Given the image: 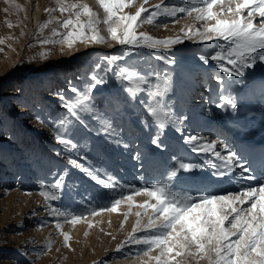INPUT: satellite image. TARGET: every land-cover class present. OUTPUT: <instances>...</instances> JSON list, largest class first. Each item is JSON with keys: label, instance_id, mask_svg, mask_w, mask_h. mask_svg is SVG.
I'll return each instance as SVG.
<instances>
[{"label": "rangeland", "instance_id": "374dc122", "mask_svg": "<svg viewBox=\"0 0 264 264\" xmlns=\"http://www.w3.org/2000/svg\"><path fill=\"white\" fill-rule=\"evenodd\" d=\"M65 2L86 3L97 13L98 18L103 20L104 13L97 0ZM161 2L162 0H149L146 6L151 9ZM181 2L182 0H163L166 5ZM133 3L135 6L125 8L124 13L134 14L144 0H133ZM56 8V0H0V39L4 41L0 44V264H154V261H148L142 252L139 256L135 255L141 246L124 244L136 224V213L143 211L137 205L143 203L147 199L146 196L133 195L131 207L125 201L118 206L116 212H98L75 224L61 219L60 231L70 235L68 247L63 246V236L52 222L54 218L48 216L44 210L43 197L38 194L40 185L54 179L50 175L51 172H60L65 168L70 170L67 176L68 186L62 189L63 199L52 204L82 212L85 209L91 211L98 205L102 207L109 202V196L112 195L109 189L96 183L85 171L72 168L68 165L66 157L56 155L57 151L63 152L64 146L55 140L53 126L63 132L57 118L65 111L60 107L61 102L56 93L61 89L67 90L69 81L83 87V82L96 63L104 64L102 58L107 55H124V49L127 47L110 39H106L102 44L77 42L72 48L58 42L40 43L44 40H59L67 33L61 24L70 14H62L58 10L45 11ZM178 15L180 18L175 22H172L173 18L162 16L157 25L143 23L137 32L147 33L155 39H164L182 36V28L187 30L202 24L192 16ZM81 19L86 20V17ZM46 21L51 22L41 29L40 26ZM97 29L101 35L108 37L107 26L102 22L97 25ZM54 30L61 35L53 36ZM216 47L215 42L195 43L193 40H185L172 46L170 53L145 47L135 48L129 50L125 60L118 62V65L127 64L142 71L154 69L163 76L169 68L175 66L166 65L157 57L174 56L183 69L182 79L187 76L194 78L193 88L196 92L190 89L188 97L183 101L176 99L178 91L175 96L170 93L165 99L177 106L173 111L178 112V109L184 107L190 115L195 116L201 112L196 106L208 105L207 97H213L212 113L204 109L203 113L208 116L198 118L202 119L200 124L210 127L215 123V118L221 117L222 111L226 113V117H231V108L216 107L221 92L234 96V87H240V84L244 83H248L250 89L253 88V83L248 80L240 83L242 78L228 77L220 73L213 63L204 66L202 62L197 61L196 54L209 52ZM42 52L48 55L42 57ZM81 61H86L87 66L84 67ZM247 71L253 80L264 75L263 65ZM217 75L227 81V84L222 87L217 83L214 78ZM116 88L115 81H111L99 85L97 90L107 93ZM67 94L73 95L70 92ZM236 98L237 101L240 100L239 94ZM258 107L264 109L263 102H259ZM132 112L130 109L118 121L123 128L124 140L131 145L128 149L109 142L104 135L92 133L87 135V139L80 141L78 150L72 152L73 157L79 160L80 156L86 154L88 159L79 161L86 169L105 179V173L114 176L119 184L124 186L125 191L130 186L139 187L160 179L171 162L170 152L173 147H177L179 155L186 157L187 161L201 166L194 170L197 174H194V171L181 173L182 176L192 177L184 187L197 190L195 185L198 183L193 179L197 175L204 177L208 182L215 178V171L211 170V167L218 159L212 153L191 151V145L185 144L183 136H199V133H190L185 129V121L179 123L182 132L176 131L175 124L163 130L160 140L165 145V150L162 151L151 143L156 129H145ZM37 116L40 117L39 121ZM169 128L171 134L179 136L180 143L177 138L174 139L168 134ZM202 135L203 133L200 136ZM220 138L217 133L211 132L208 140ZM137 150L143 153L142 168L140 162L133 159ZM216 151L220 150L217 148ZM155 153L158 154L159 163L162 165L157 175L153 173L156 169ZM197 154L199 160L192 162ZM245 159L248 160L247 157ZM208 171H211L212 176L208 177ZM222 180L223 178H219L215 181L211 189L203 186L204 190H240L232 183L233 179L228 180L227 186L220 183ZM147 219V216H143L141 225L146 223ZM42 220L47 221L46 225L38 227ZM48 244L51 245L50 248L43 255L37 256L36 253ZM122 244L124 248L117 252L118 246ZM156 254V251L151 253L152 256ZM189 264L195 262L189 260ZM200 264H207V261L202 260Z\"/></svg>", "mask_w": 264, "mask_h": 264}, {"label": "snow or ice", "instance_id": "6c2138e0", "mask_svg": "<svg viewBox=\"0 0 264 264\" xmlns=\"http://www.w3.org/2000/svg\"><path fill=\"white\" fill-rule=\"evenodd\" d=\"M56 3V9L45 11L69 13V17L61 24L67 33L59 40H44L40 43L58 42L72 48L77 42L102 44L110 39L118 45L127 46L124 55H107L102 58L104 64L96 63L83 82V87L69 81L67 90L61 89L56 93L61 102L60 107L65 110L57 118L63 132L53 126L55 140L64 146L63 152L57 151L56 155L66 157L68 165L85 171L112 194L108 203L102 207L98 205L91 211L85 209L77 212L67 206L54 205L52 202L63 199L62 189L68 186L70 170L65 168L50 173L54 179L41 184L38 194L43 197L46 214L54 218L52 222L55 229L63 236V246H69L70 235L60 231L61 219L75 224L98 212H116L125 201L131 207L133 195H143L147 199L137 205L143 211L136 213V224L124 242L141 246L135 255L139 256L142 252L154 264H189V260L195 264H200L202 260L207 261V264H264V180L255 175L256 168L252 162L241 157L226 143L219 146L227 153L222 155L221 151H216L218 144L215 140L209 141L196 135L183 136L185 144L191 145V151L212 153L221 161L219 165H213L217 169L213 176L225 178L234 169H240L238 175L228 176L230 180L235 179L239 186L240 190L235 192H210L184 187L192 177L182 176L181 173H192L201 166L180 155L172 157L160 179L139 187L130 186L127 191L114 176L105 173V179L86 169L79 162L88 159L86 154L80 156L79 160L72 155L73 150H78L80 141L92 133L104 135L109 142L128 149L131 145L124 140L123 128L118 121L130 109L145 129H156L151 143L157 149L165 150L160 134L169 125L183 123L188 118L183 113L173 111V104L165 99L170 93L175 96L180 88L183 69L177 59L170 55L157 57L166 65L175 66L163 76L154 69L142 71L127 64L118 65V62L124 61L129 50L135 48L145 47L170 53L172 46L185 40L195 43L215 42V49L196 54L197 61L204 66L213 63L220 73L242 78L239 82L244 83L251 75L247 70L264 65V0H182L180 4L172 5H166L162 0L151 9L146 6L149 0H144L134 14L124 13L125 8L135 6L133 0H97L104 13L102 21L86 3L68 4L65 0H56ZM178 14L192 16L202 24L197 28H182V36L164 39L137 32L143 23L159 24L162 16L173 18L172 22H175L180 18ZM82 17H86V20L82 21ZM50 22H44L40 28L47 27ZM101 22L107 26V38L97 29ZM60 35L53 31V36ZM3 42L0 39V44ZM47 55L46 52L41 53L42 57ZM214 78L222 87L227 84L219 75ZM111 81L117 84L116 89L107 93L97 90L99 85ZM69 92L73 95H68ZM216 107L231 108L235 112L238 108L237 98L221 92ZM36 119L39 121L40 117ZM176 131L183 130L178 127ZM142 157L143 153L139 150L133 156L140 162L141 168L144 166ZM260 165L264 167V157ZM245 179L256 181L257 186L240 184ZM143 216L148 219L141 225ZM46 223L42 220L38 227ZM138 232L141 234L137 235ZM124 244L118 246L117 252L122 251ZM50 246L45 245L36 255H43ZM153 251L157 253L155 256L151 255Z\"/></svg>", "mask_w": 264, "mask_h": 264}, {"label": "bare ground", "instance_id": "6f19581e", "mask_svg": "<svg viewBox=\"0 0 264 264\" xmlns=\"http://www.w3.org/2000/svg\"><path fill=\"white\" fill-rule=\"evenodd\" d=\"M209 47V46H208ZM84 64V67L87 66L86 61H81ZM264 67V65H263ZM249 82L253 83V88L250 89V85L248 83L240 84V87H234V97L239 94L240 100L237 101L238 108L234 112L232 109L231 117L228 118L225 116V112L222 111L220 118H215V123L212 126L207 127L205 125L200 124L202 119H198L200 117H207L208 115L203 113V110L206 109L207 112L212 113V103L214 99L213 97L208 96L207 101L209 102L208 105L203 106L197 105L196 107L200 109V113H196L195 116L190 115V113L186 110V108L178 109V112L185 114L188 118L185 120L184 128L189 130L190 133H195L196 131L199 133H203V137L207 140L210 138V133H217L218 137H221L220 140H216L218 144V149L223 152V149L219 147L220 145L227 144L229 148L235 150L239 153L241 157H247L250 162L253 163L254 167L256 168L255 175L260 177V179L264 180V167L260 165V160L264 157V109H259L258 103L263 102L264 105V75H260L257 79H252L250 77L247 79ZM194 78L192 76H187L185 79H182L181 86L178 89L177 100L183 101L188 97L190 89L191 91L194 90L193 88ZM195 87V86H194ZM213 90V89H212ZM211 90V91H212ZM193 92H196L195 90ZM196 96V95H195ZM198 97V96H197ZM175 98V97H174ZM203 98V97H202ZM195 102V100L193 101ZM200 102V101H197ZM173 108H177V106L173 105ZM180 128V124H175L174 128ZM168 134L172 136V138H177L178 143L180 140L178 139L179 136L176 134H171V129L167 130ZM197 133V134H198ZM207 135V136H206ZM245 143V145H243ZM226 153V152H224ZM179 155V149L177 147H173L170 152V160L173 156ZM227 155V153H226ZM245 155V156H243ZM192 162L199 160V154L196 155ZM221 163L220 160H216L214 165H219ZM162 165L159 163L158 154L155 153V175L160 172ZM159 170V171H158ZM211 170L217 171L216 168L211 167ZM236 171V172H235ZM240 169L236 168L233 170V173L228 174V176H235L238 175ZM208 177L211 171L206 172ZM194 174H197L194 171ZM212 174V173H211ZM247 175V174H245ZM202 176V175H201ZM226 176L223 178L221 184L226 185L229 178ZM207 177V178H208ZM194 181H197L198 184L195 185L197 190H204V187L207 189H211L214 187L213 184L215 181L219 179V177L213 178L210 182H208L204 177L196 176L193 178ZM232 183L237 185L235 179H233ZM242 185H252L257 186L256 181H249V180H241ZM227 186V185H226ZM238 190L239 186L237 185ZM211 192V191H210ZM215 192H221V190H216ZM226 192V191H224Z\"/></svg>", "mask_w": 264, "mask_h": 264}]
</instances>
